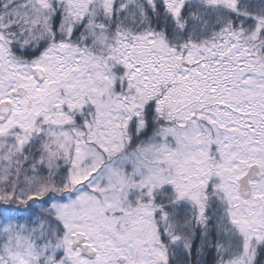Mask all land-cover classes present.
<instances>
[{"label": "rangeland", "instance_id": "374dc122", "mask_svg": "<svg viewBox=\"0 0 264 264\" xmlns=\"http://www.w3.org/2000/svg\"><path fill=\"white\" fill-rule=\"evenodd\" d=\"M69 1L76 5L80 2ZM110 2L104 0L105 4ZM29 3L36 8L34 16L25 15L23 20L35 28L47 26L52 0ZM14 20L10 18L9 23ZM7 28L0 19V103L13 102L12 115L0 123V168L4 169L3 160L9 162L10 150L21 152L38 134L36 122L42 120L49 137L47 152H57L71 164L66 185L75 193L68 194L64 201H54L43 211L52 210L62 224L56 243L48 238L49 230L43 231L40 216L31 224H6L0 264H165L168 254L158 235L154 209L145 204L132 206L130 197L138 189L169 184L181 199L200 203L202 192L213 182L244 239L241 257L232 264L250 262L264 230V107L255 108L264 101V87L257 86L259 80H254L255 84L251 81L258 71L254 74L252 69L240 68L224 82L230 94L238 85L234 96L243 94V102L251 108H241L246 111L242 115L235 110L215 109L216 134L211 139V131L207 135L202 123L193 120L173 132L178 137L175 146L161 142L137 147L131 144L127 130L131 121L142 115L137 112L139 104L144 106L152 93L135 74L130 79L131 89L114 93L115 68L121 69V64L126 66L133 59L129 44L121 50L117 45L111 54L96 59L66 46L59 54L51 49L50 56L24 63L10 52ZM35 68L45 71L43 82L34 78ZM244 84L252 87L244 89ZM18 86L28 88L29 94L14 98L11 91ZM86 108H93L91 117L84 118L82 126L76 125L74 115ZM7 142L9 151L3 148ZM213 143L218 145L212 147L220 150L219 157L209 149ZM254 163L260 164L263 175L252 181L253 195L243 199L239 179ZM4 176L3 171L0 181ZM27 194L22 193L21 198ZM77 232L85 233L87 242L97 249L96 258L89 259L72 247V236ZM120 256L126 257L124 263L118 262Z\"/></svg>", "mask_w": 264, "mask_h": 264}, {"label": "trees", "instance_id": "16d2710c", "mask_svg": "<svg viewBox=\"0 0 264 264\" xmlns=\"http://www.w3.org/2000/svg\"><path fill=\"white\" fill-rule=\"evenodd\" d=\"M79 1L76 5L69 0H52L47 26L35 28L23 20L25 15L34 16L36 8L29 0H0V19L9 26L10 52L29 63L45 58L51 49L59 54L69 46L96 59L111 54L117 45L121 50L129 44L133 59L126 66L121 64V69L115 68L114 93L132 88L134 74L152 93L148 102L137 108L142 115L128 127L133 146L161 142L175 146L178 137L173 132L193 120L202 123L207 135L211 131V139L216 134L215 109L242 115L246 111L241 108H251L243 102V94L234 96L238 85L231 94L224 86L240 68L252 69L254 74L258 71L251 81L255 84L254 80H259L257 86L264 87V0ZM10 18L16 20L9 23ZM246 85L244 89L252 87ZM261 104L255 108H263L264 101ZM92 110L75 114L76 125L82 126ZM45 125L42 120L36 122L38 134L19 153H13L8 142L3 145L11 155L9 162L3 160L4 169L0 168L5 175L0 181V243L5 239L6 224H31L37 216L43 231L49 230L48 238L53 243L60 239L61 222L52 210L43 211L54 201L74 195L75 190L66 185L71 164L57 152H47ZM229 130L233 132L232 127ZM213 145L218 147L213 143L209 149L219 157L220 150ZM214 184L202 192L200 203L181 199L169 184L138 189L130 197L132 206L145 204L154 209L158 235L168 254L165 264H232L241 257L244 239ZM22 193L28 194L21 198ZM248 264H264V230Z\"/></svg>", "mask_w": 264, "mask_h": 264}, {"label": "water", "instance_id": "95a60500", "mask_svg": "<svg viewBox=\"0 0 264 264\" xmlns=\"http://www.w3.org/2000/svg\"><path fill=\"white\" fill-rule=\"evenodd\" d=\"M35 77L38 81H44L46 78V73L40 68L34 69ZM28 94V89L24 86H19L17 89L12 91L14 97H25ZM13 110L11 101H3L0 104V123L6 122ZM263 175L261 166L254 163L248 169V172L242 176L239 180V191L243 198H250L253 194V186L251 184L252 180L260 179ZM72 246L77 249L80 248L84 256L94 259L97 256V250L93 245L86 242V235L83 232H78L72 237ZM119 261L124 263L126 261L125 257H120Z\"/></svg>", "mask_w": 264, "mask_h": 264}]
</instances>
